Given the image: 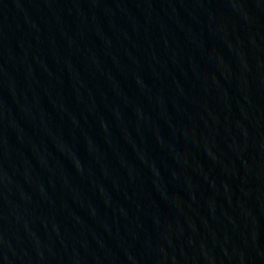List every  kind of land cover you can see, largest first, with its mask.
I'll list each match as a JSON object with an SVG mask.
<instances>
[{"label":"water","instance_id":"obj_1","mask_svg":"<svg viewBox=\"0 0 264 264\" xmlns=\"http://www.w3.org/2000/svg\"><path fill=\"white\" fill-rule=\"evenodd\" d=\"M0 264H264V0H0Z\"/></svg>","mask_w":264,"mask_h":264}]
</instances>
